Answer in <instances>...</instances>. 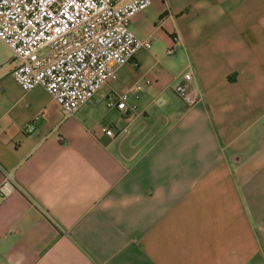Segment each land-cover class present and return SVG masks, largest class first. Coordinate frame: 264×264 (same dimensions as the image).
Here are the masks:
<instances>
[{"label": "crops", "instance_id": "1", "mask_svg": "<svg viewBox=\"0 0 264 264\" xmlns=\"http://www.w3.org/2000/svg\"><path fill=\"white\" fill-rule=\"evenodd\" d=\"M129 26L133 80L67 118L0 41V264H264V0H153Z\"/></svg>", "mask_w": 264, "mask_h": 264}, {"label": "built area", "instance_id": "2", "mask_svg": "<svg viewBox=\"0 0 264 264\" xmlns=\"http://www.w3.org/2000/svg\"><path fill=\"white\" fill-rule=\"evenodd\" d=\"M153 0H0V41L13 52L11 75L24 90L42 87L70 117L104 85L118 68L133 61L151 42L130 28L131 18ZM190 79V73L183 75ZM150 78L134 83L136 97ZM173 91L185 97V86ZM129 92L115 94L108 106L127 112ZM186 98V97H185ZM122 131H127L122 128ZM112 135L111 127L104 129ZM17 184L4 171L0 199Z\"/></svg>", "mask_w": 264, "mask_h": 264}, {"label": "rangeland", "instance_id": "3", "mask_svg": "<svg viewBox=\"0 0 264 264\" xmlns=\"http://www.w3.org/2000/svg\"><path fill=\"white\" fill-rule=\"evenodd\" d=\"M117 74L119 77L121 76V82L122 83L127 82L129 79L132 81L134 78L131 74L130 75H128V74L123 75L122 72H120V71Z\"/></svg>", "mask_w": 264, "mask_h": 264}]
</instances>
